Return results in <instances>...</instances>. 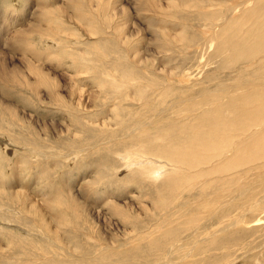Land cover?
<instances>
[{
  "label": "bare ground",
  "instance_id": "bare-ground-1",
  "mask_svg": "<svg viewBox=\"0 0 264 264\" xmlns=\"http://www.w3.org/2000/svg\"><path fill=\"white\" fill-rule=\"evenodd\" d=\"M89 1L99 8L95 15L103 14L97 17L100 24L80 2L72 0L69 8L96 39L66 54L55 36L70 33L60 23L54 26L52 8L41 5L32 12L40 13L38 25L22 29L17 28L22 22L8 25L0 5V135L25 151L13 156L6 187L0 169V223L6 215L15 220L0 228V264H231L237 247L250 251L247 264H264V241L246 242L258 230L244 228L264 219V0H131L134 11L115 3L116 12L130 22L111 35L104 0ZM142 13L149 17L144 20ZM33 35L41 44L28 40ZM45 39L56 47L42 48ZM8 51L23 56L20 66ZM151 51L166 54L158 66L154 56H147ZM51 54L59 63L70 60L75 69L70 76L90 78L63 85L53 71L35 64ZM105 87L104 98L111 102L107 113L121 109L126 116L111 128L104 150L100 141L89 146L80 139L64 154L40 149L46 141L42 130L70 132L71 125L89 130L87 112L101 101ZM28 108L39 120L55 115L62 124L69 116L72 121L65 130L45 122L36 128L20 113ZM104 151L116 152L121 163ZM86 155L95 156L84 161L87 168L91 162L118 168L109 185L103 176L93 179L97 187L87 183L85 200L75 193L76 182H69L74 176L70 179L68 172L79 167L65 169L61 183L45 184L38 194L16 191L30 187L18 177L23 172L42 182L55 159ZM134 191L145 203L137 213L114 200ZM105 204L131 227L121 242L98 225L107 215Z\"/></svg>",
  "mask_w": 264,
  "mask_h": 264
},
{
  "label": "rangeland",
  "instance_id": "rangeland-1",
  "mask_svg": "<svg viewBox=\"0 0 264 264\" xmlns=\"http://www.w3.org/2000/svg\"><path fill=\"white\" fill-rule=\"evenodd\" d=\"M30 1L31 0H15V1L14 0H9V1L0 0V5H1V8L3 9L2 17H5L6 21L8 22V25H11V27H14V25L22 22V24L17 27V28H22V29L27 27V25H38L37 24L38 20H36V16H39L40 13L35 15V16H33L34 13H32V12L33 11H38L39 10L38 8L39 7L41 8V5H43V6H47L49 8H52L51 11H50L51 14H50V16L49 15L48 16L49 17H53V21L55 23L54 26L56 27L58 25V23H60V24H62L63 29L66 30V31H69V33H70V34H68L67 32L66 33H64V32H61V33L56 32L55 40H57L59 42L60 51L62 53H64V54L69 53V52L75 50V48L76 49L78 48V51H82V50L87 48L86 45L88 43L95 41L96 37L87 35L89 33L88 25L85 22L78 21L75 18L76 11L69 8L70 7V3L72 2V0H42V1L41 0H36V3L33 2V6L32 7L29 6V4L31 5ZM76 1L78 3L80 2L81 4H83L85 11H88V12L94 14L93 18L95 19V22L97 24H100V20L97 17H102L103 14H102V12H100L98 15H95V12H97L99 10L97 5H95L94 3H92L89 0H76ZM119 2H120V0H119ZM119 2L117 3V1H115V0H104L105 9H106V12H105L106 18L105 19H106V21L108 23L107 35H111L112 31L116 27H125V25H126V27L129 26V22L130 21L126 22L125 21L126 19L125 18L123 19L120 16V13L116 12L115 3L117 4V7H119V8H121L122 5H127L130 8L131 11H134V6H133L131 0H122L120 3ZM13 9L16 12L15 11L13 12L12 11ZM24 9H26V10H24ZM53 9H55V10H53ZM52 11L54 13H52ZM30 13L32 14V16L30 15ZM109 14H112L111 19L109 17ZM21 17H23V18H21ZM148 17H149V14L142 13V18L144 20H146ZM137 20H139V19L137 18ZM144 20H143V22L141 21V23H143L142 27L144 26L143 28L145 29V28H147V25H146L147 21H144ZM124 21H125V24H124ZM131 25H133L132 22L130 23V26ZM41 30L46 31V27L42 26ZM150 35L151 34H148L149 37H150ZM11 36H12V33L10 32V34L7 35V37H11ZM30 39H28V40L30 42L34 43V44L35 43L37 44V42H38V44H41V42L37 38V36L33 35L32 38L30 37ZM137 40H138V38L137 39L136 38L132 39V41H135V42ZM62 41H64L67 44V46H64ZM109 41H111V40H109ZM42 42H43V44L41 45L42 48L49 49V48L56 47V43L53 40L45 39ZM143 51H145L144 48H143ZM125 52L126 51H124L123 54ZM9 53H11V52H9ZM170 54H172V52ZM150 55H152V56H150ZM165 55L166 54H164V53L159 54V53H156L155 51H151V53L148 52V54H147V56L150 57L151 59L154 56V58H155V60L157 62V63H155L156 66H158L157 64L159 62V59L161 60V58H163ZM10 56L15 61V63L18 66H20L19 59L21 57H23V56L21 54H17V53H11ZM55 56H57V55H55ZM28 57H29V59L31 58L30 56H28ZM58 57H59V55H58ZM61 60L62 61L59 63V61H56V60L53 59V55L51 54L50 59L48 58L46 60V62H41V61L38 62V61H36L35 64L36 65H42L46 70L53 71L57 75V76H55L56 77L55 79H59L60 82L63 85H67V86L68 85H72L74 83V81H76V80H82V78H86V79L90 78L88 75H85V74L79 75V76H75V77L74 76H70V74H74L75 73V69H74L73 65L71 64L70 60H65L64 61V59H62V58H61ZM175 63L176 62L172 61L170 66H173ZM185 74L188 75V73L184 72V75ZM85 81H87L90 85H92V83L89 82L88 80H85ZM106 92H107V94L109 93V90H108L107 87H105V88L100 90L101 101H99V103H97L96 105H92L91 101L87 102L88 105H90V106L92 105L90 107L91 109L89 108V110L87 112L88 114L86 115V119H85V123L87 121V124L89 123L88 125H90V129L89 130H81L80 128H77V127H74L73 125H71V129L72 130L70 132L64 131L66 129V126L68 125V122L72 121L71 116H69L70 118L67 117L68 121H66L65 124L64 123L62 124L63 120L61 122L60 121L61 119L59 117H56L55 115H51L48 118H43V119L39 120L40 117H36L35 111H33L32 109H29V108L28 109H23V110L20 109V110H22V111H20V113L25 116L26 120L28 121L27 123H29V124L33 123V125H35L36 128L41 127L42 124L45 122L46 124L49 125V127H51L52 123H55V124L59 125V127H62L64 129L63 130L64 133H61L59 131L55 132L54 130H50L47 134H46V132L44 130H42V134H41L42 136L41 137H43L46 140L44 144L39 145V146H42L40 148V149H42V151L47 150V151L51 152L54 155L55 154H59V155L60 154H64L63 152H68V150H69V148L67 146H72L73 145L72 148H74L75 146H78L77 144L74 145L73 142L78 141L79 139H80L79 141H81L83 143H86L89 146H92V144L94 142L99 143V141H100L101 145H100L99 148L100 149L102 148L104 150L105 147L107 146V144H103V143L108 140V137L110 135L109 133L113 132L116 129L117 123L120 122L126 116V111L125 110H121V109H119L118 111L116 109H114V111H111L113 113L115 112L118 116L115 113H114V115H113V113H107V112H109L108 109L110 108L109 104H111V102H109L107 99L104 98ZM14 94H17V93H14ZM10 103H12L14 106H19L18 104H16L17 103L16 101H13V102H10ZM95 106H96V108H95ZM135 107H137V105ZM95 109H97V110H95ZM95 114L97 116H95ZM56 115L60 116V112L56 111ZM115 115H116V117H115ZM66 116H67V113H65V117ZM95 117H97L98 119L95 118ZM89 118H90V121H89ZM94 118L97 119V121L95 123L92 121V119H94ZM100 118H101V120L104 119V121L103 120L101 121ZM97 124H99V125H97ZM64 125H66V126L64 127ZM104 125H105L106 128L104 127ZM111 128L112 129L115 128V129L112 130ZM100 129H102V131ZM104 130H106V131H104ZM75 131H76V134H75ZM95 131H98V132L96 133ZM84 138H86V139H84ZM0 142H1L0 143V155H2V158L4 156L3 159L2 158L0 159V169L2 170V173H4L3 179L5 180L4 181L5 182L4 186L6 187L9 184L7 182H10V179H8L9 177H7V176L11 175L10 168L13 165L14 158L18 154L24 153L25 151H24L23 148L20 149L18 146H16L17 148L15 146H13L7 140V138L4 135H0ZM81 142H79L78 144H80ZM103 153H104V156L109 157L113 162H116V160H117L118 163H121V161H122V160H120V158H118L119 155H116V152H111V153L107 152L106 153V151H104ZM6 156H8V157H6ZM13 156H15V157H13ZM74 157L73 156H67V157L55 159L57 163L55 164L54 169L50 172V174H48L47 178H46V176L42 177L44 179V180H42V182L40 180H38L37 176H35V175H31L32 177L29 179L30 175L27 172L28 170L25 171L24 168H23L24 164H22V166H23L22 168H23V170L25 172H23L22 175L18 176V177H20V178H22L24 180H27L30 187L29 188H24L21 185L20 187H15L16 191L22 190V191H26L28 193L30 191L31 192L34 191L35 193L38 194V193L42 192L41 190L44 189L45 184H48V183H52V184L61 183L62 175H64V173L66 171H70L69 169H71L73 167L75 168L74 170H76L79 167V169H77L73 173L72 172H68V174L71 173V174H69V176L71 175L70 179H71V177L74 176L69 182H74V181L76 182V185H75L76 188L74 187V191H76L75 193L77 195H79L81 197V199L85 200V193H86L85 192V187L88 184L93 185L92 181H93L94 178H99V176H101V177L103 176L102 179L104 181H107L108 185L110 184V183H108V181L112 182V181H114L116 179V175L115 174H116V169L118 168V166H116L115 163H112V162H110V164L106 163L104 166H102L100 168V166L97 167L98 164L96 165L95 163L91 162V165H93V167L89 166L87 168V166L85 167L86 163H84V161H87L89 163L90 161L94 160L95 156L91 157L90 155H86L84 157H79V156H77V158L76 157L74 158ZM87 157H88V159H87ZM102 158H104V157H102ZM55 160H51L50 163L51 162L53 163ZM9 161H12V163L10 164ZM52 163H51V166L53 165ZM81 168L83 169L82 171H81ZM65 169H66V171H65ZM84 169H85V171H84ZM91 169H93V171H91ZM86 170L87 171L89 170V172H86ZM105 170H107V171L105 172ZM97 171H98V173H97ZM83 173L84 174L87 173V174H85V175H87V177L85 179H81V175ZM96 173H97L98 177H97ZM113 173H114V175H113ZM111 178H113V179L110 180ZM55 181H56V183H54ZM84 183H85V185H84ZM79 186H81V187H79ZM93 186L97 187V184L93 185ZM106 188L108 189L109 187L106 186ZM4 189H6V188H4ZM113 192L116 193V189H113ZM125 194H124V196L123 195L120 196L121 194L118 195V199L116 197L117 195H114L115 196L114 200L115 201L117 200V202L120 205H124L125 208H128V205H129V207L131 206V208H132L131 211H133L134 213H137L136 212L137 210L138 211L141 210L139 208H142L141 204L144 203L143 201H141V193L139 191L138 192L134 191L132 193L133 197H132L131 194H128V195H125ZM127 197L128 198L130 197V199H126ZM37 198H41V197L39 196ZM126 200L127 201L129 200L130 203L128 204V202ZM91 204H92L91 201H88L87 205H91ZM107 205L108 204H105L103 206L107 207ZM139 205H140V207H139ZM108 209H109V207L104 209V211L106 210L107 215L105 214L101 218H99L100 220H97V222L100 223L98 225L102 228V230H105V231H103L105 234L108 233L107 235L109 237H111L112 239H114L113 241L116 240V242H121L125 238L126 232L127 231H131V227H130L129 224L123 222L122 218L120 216L114 215L113 212L110 209L109 210ZM129 209L130 208H128V210ZM108 211H110V212L108 213ZM110 213L113 216H111ZM13 215L15 217L18 216L16 211L13 212ZM143 215H141V216H143ZM7 216L8 215H6L4 217V222H3L4 224L0 223V228L3 227L6 224L8 219H11V218H9ZM104 218H105V220H104ZM116 218H117V221H116ZM11 220H14V219H11ZM25 220H27L26 221L27 223H28V221H29V223L31 222L30 221L31 219H25ZM4 227H5V229L7 228L6 226H4ZM244 228H246V229H255L256 228L258 230L256 233L252 234L251 236H249L247 238L246 242L248 244L251 243V242L264 241V219L259 220V218H257L255 221L250 222L248 224H245ZM121 236H122V238H121ZM237 249L238 250H237V253H236L235 257H231L230 258V261L233 260V263H231V264H247V262H246L247 259H249L251 257V255L249 253L250 251L247 249V247H244V248L237 247ZM226 264H228V263H226ZM251 264H253V263H251Z\"/></svg>",
  "mask_w": 264,
  "mask_h": 264
}]
</instances>
